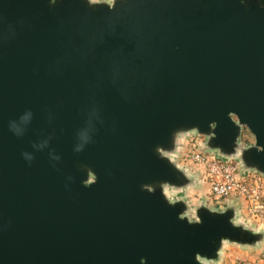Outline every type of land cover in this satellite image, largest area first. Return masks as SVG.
Masks as SVG:
<instances>
[{
	"label": "water",
	"instance_id": "95a60500",
	"mask_svg": "<svg viewBox=\"0 0 264 264\" xmlns=\"http://www.w3.org/2000/svg\"><path fill=\"white\" fill-rule=\"evenodd\" d=\"M192 130L264 173V0H0V264H211L259 241L165 193L190 183L166 153Z\"/></svg>",
	"mask_w": 264,
	"mask_h": 264
},
{
	"label": "built area",
	"instance_id": "2783aa9c",
	"mask_svg": "<svg viewBox=\"0 0 264 264\" xmlns=\"http://www.w3.org/2000/svg\"><path fill=\"white\" fill-rule=\"evenodd\" d=\"M246 130L249 131L246 126H242V132L238 138L241 146L252 144L251 138L245 133ZM249 134L252 133L249 131ZM191 136V145L198 150L192 153L191 158L203 164L205 179L210 183L213 196L217 199L245 200L251 215L264 219V182L260 172L250 168L243 170L236 159H226L223 155L214 152V154L204 152L201 148L203 140L201 134L196 133ZM253 141L255 142L254 139Z\"/></svg>",
	"mask_w": 264,
	"mask_h": 264
},
{
	"label": "crops",
	"instance_id": "0c3cea01",
	"mask_svg": "<svg viewBox=\"0 0 264 264\" xmlns=\"http://www.w3.org/2000/svg\"><path fill=\"white\" fill-rule=\"evenodd\" d=\"M92 1H95V2H102V1L112 2L113 0H92ZM190 134H195V133L190 131ZM250 141L252 144L255 143L253 141V139H251ZM179 144H181V139H179V137H178L176 149L174 152L171 153L170 157H171L172 161L180 169H182L186 173L187 177L190 179V183L186 186L192 185V181L198 175L201 178L199 183L203 184L202 185L203 188L206 189L205 194L208 195L209 197L215 198L213 196V194L211 193L210 183L205 179L206 173H205V169H204L203 164L197 163L191 158L192 153L195 151H198V150L195 149L194 146L191 145V143L190 144L187 143L185 145H180V148L177 149V147H179ZM252 144H250L249 146H251ZM249 146H243V147H249ZM201 148L204 152H207L208 154H214L215 153V154L223 155V153L219 149H211L208 146V137L207 136H205L203 138ZM235 159L240 162L243 170L248 168L247 166L244 165L240 156L236 155ZM260 177L262 178V180L264 182V173L260 172ZM186 186H184V187H186ZM223 203L226 204L227 206H232V210L234 212L233 222L235 224L242 225L243 227L252 231L253 233H258L261 235L260 240L257 241L256 243L246 244V245H248L252 250H258L259 251V254H260L258 257L259 258V264H264V219H259V218H255L254 216H252L250 213V210H249L248 203L245 200H235V199H227L226 200L225 199L223 201ZM230 204H233V205H230ZM226 242H231V241L226 240L223 242V245H222V248L220 251V256L217 259L218 261L219 260L221 261L223 258L222 256H223V252L225 250ZM231 243L236 244L235 242H231Z\"/></svg>",
	"mask_w": 264,
	"mask_h": 264
},
{
	"label": "rangeland",
	"instance_id": "374dc122",
	"mask_svg": "<svg viewBox=\"0 0 264 264\" xmlns=\"http://www.w3.org/2000/svg\"><path fill=\"white\" fill-rule=\"evenodd\" d=\"M195 134H199L196 130H192ZM249 137L255 140V137L252 134H249V131H245ZM190 131L181 132L178 137L181 139L180 145H185L187 143H191ZM205 135H201L203 139ZM203 142V140H202ZM183 143V144H182ZM167 156L171 154L166 153ZM226 159L234 160L235 156H223ZM197 177V178H196ZM192 181V185L179 188L171 185H165V193L169 197L171 201L182 200L187 204V211L185 212V216L188 217L191 221H197L198 215L197 212L199 209L205 207L215 212H223L227 209H232V206H227L223 203L225 199H217L213 197H209L205 194V190L203 188V184L199 183L201 178L197 175ZM227 200V199H226ZM233 205V204H230ZM259 251L252 250L248 245L244 244H232L231 242H226L225 250L223 252L222 260H214L208 261L211 264H259ZM203 262H207V260L202 259Z\"/></svg>",
	"mask_w": 264,
	"mask_h": 264
},
{
	"label": "flooded vegetation",
	"instance_id": "af4514ba",
	"mask_svg": "<svg viewBox=\"0 0 264 264\" xmlns=\"http://www.w3.org/2000/svg\"><path fill=\"white\" fill-rule=\"evenodd\" d=\"M95 178H94V176L93 175H91V180H94Z\"/></svg>",
	"mask_w": 264,
	"mask_h": 264
}]
</instances>
